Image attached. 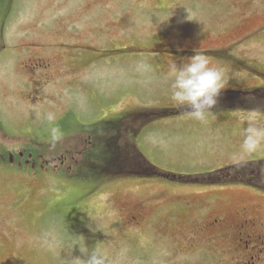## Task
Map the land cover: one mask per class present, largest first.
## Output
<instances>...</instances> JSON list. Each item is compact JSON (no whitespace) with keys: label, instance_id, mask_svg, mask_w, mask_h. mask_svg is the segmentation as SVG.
<instances>
[{"label":"rangeland","instance_id":"rangeland-1","mask_svg":"<svg viewBox=\"0 0 264 264\" xmlns=\"http://www.w3.org/2000/svg\"><path fill=\"white\" fill-rule=\"evenodd\" d=\"M222 2L0 0V264H84L93 249L106 264L228 262L230 249L215 239L190 249L174 234L177 205L197 198L204 214L240 203L264 210V149L234 158L246 117L264 126V33L226 64V50L211 59L226 71L225 88L255 93L225 98L204 122L188 110L165 113L176 107L174 60L195 48L210 58L215 37L226 44L264 24V0ZM35 58L50 67L36 69ZM20 151L63 175L16 173L9 159ZM112 158L124 174L109 169ZM150 162L171 177L147 173ZM224 167L236 174L216 173ZM124 199L146 201L139 224L126 220Z\"/></svg>","mask_w":264,"mask_h":264},{"label":"flooded vegetation","instance_id":"flooded-vegetation-1","mask_svg":"<svg viewBox=\"0 0 264 264\" xmlns=\"http://www.w3.org/2000/svg\"><path fill=\"white\" fill-rule=\"evenodd\" d=\"M246 1L248 0L243 2ZM263 33L264 25L249 28L238 33L234 39H228L222 50L238 48L241 44L255 39ZM213 47H216V43ZM220 49L221 46L218 50ZM33 61L32 65L38 70L50 67V63L46 64L42 58H35ZM9 160L13 162L12 165L27 166L29 169L27 171H30L32 175L38 174L41 167L47 173L53 171L50 166H43L44 158H38L33 152L20 151L16 159L14 154H11ZM117 166L120 167V172L124 170L122 168L124 164L119 159ZM125 204H130L132 209V212H129L131 217L126 218L127 221L139 224L145 219L146 205L144 199H124L120 203L122 210ZM190 204L191 202H187V207H190ZM192 236H194L192 247L198 242H210L211 239H215L213 245L228 246L232 254L231 258L227 263L222 262L221 264H264V210L261 207L257 208L240 203V206L222 212H209L200 220H196L192 229Z\"/></svg>","mask_w":264,"mask_h":264},{"label":"clouds","instance_id":"clouds-1","mask_svg":"<svg viewBox=\"0 0 264 264\" xmlns=\"http://www.w3.org/2000/svg\"><path fill=\"white\" fill-rule=\"evenodd\" d=\"M193 51V55L182 58L179 66L175 60L169 65L167 75L170 80V100L178 108L187 109L191 119L204 122L218 105L226 82L224 70L219 64H214L203 51L196 48ZM148 68L143 62L137 65L140 71ZM46 118L49 122L56 119L52 112L47 113ZM246 120L248 126L234 158H242L264 149V126L258 124V117L254 113L249 114ZM51 131L52 139H59L58 129L53 128ZM84 256V264H106V257L99 250L86 251Z\"/></svg>","mask_w":264,"mask_h":264},{"label":"trees","instance_id":"trees-1","mask_svg":"<svg viewBox=\"0 0 264 264\" xmlns=\"http://www.w3.org/2000/svg\"><path fill=\"white\" fill-rule=\"evenodd\" d=\"M70 116V115H69ZM67 118L68 117H66V119L64 120V121H66L67 120ZM62 123H59L58 125H61ZM67 124V123H66ZM96 125H93V127H95ZM62 128V127H61ZM47 136H50V135H47ZM15 167V169H18V170H20L21 169V167H17V166H14ZM13 167V168H14ZM26 169H28V168H26ZM24 170V169H23ZM22 170V171H23ZM29 170V169H28ZM49 174V176H52L53 178H55V179H58V177H60V176H62L63 175V173L62 172H59V173H55V171L53 170V171H50V172H48ZM234 183H245V182H234ZM246 184H250V183H246ZM252 185V184H251Z\"/></svg>","mask_w":264,"mask_h":264}]
</instances>
